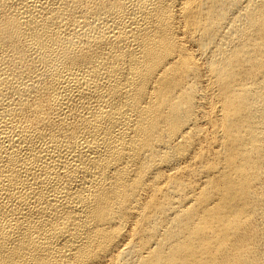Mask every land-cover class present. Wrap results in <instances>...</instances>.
Segmentation results:
<instances>
[{
  "label": "bare ground",
  "instance_id": "obj_1",
  "mask_svg": "<svg viewBox=\"0 0 264 264\" xmlns=\"http://www.w3.org/2000/svg\"><path fill=\"white\" fill-rule=\"evenodd\" d=\"M0 264H264V0H0Z\"/></svg>",
  "mask_w": 264,
  "mask_h": 264
}]
</instances>
